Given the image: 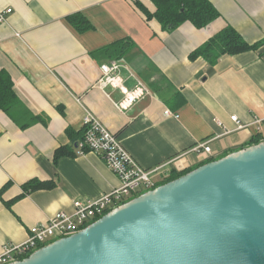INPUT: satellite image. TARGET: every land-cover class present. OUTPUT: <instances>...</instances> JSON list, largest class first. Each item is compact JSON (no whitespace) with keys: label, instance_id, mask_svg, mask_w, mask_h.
<instances>
[{"label":"crops","instance_id":"obj_1","mask_svg":"<svg viewBox=\"0 0 264 264\" xmlns=\"http://www.w3.org/2000/svg\"><path fill=\"white\" fill-rule=\"evenodd\" d=\"M138 1L154 11L150 0ZM209 1L219 13L210 24L196 28L185 22L167 31L132 0H0V11L11 9L0 22V70L38 118L21 127L0 110V188L8 183L0 195V253L5 245L25 241L30 227L56 212L72 213L73 201L99 199L119 187L98 154L76 153L86 113L117 138L138 167L163 166L154 185L172 170L185 173L252 145L258 134L264 141V0ZM75 13L91 29L77 32L66 20ZM227 26L259 46L223 55L213 65L190 58ZM120 40L133 46L119 60L96 54ZM111 61L125 64L119 75L128 89L136 84L133 73L149 94L118 108V88L95 86L100 65ZM233 115L243 127L237 128ZM199 142H207L210 153L192 151ZM72 146L75 153L54 159L58 148ZM31 179L55 185L8 206Z\"/></svg>","mask_w":264,"mask_h":264},{"label":"water","instance_id":"obj_2","mask_svg":"<svg viewBox=\"0 0 264 264\" xmlns=\"http://www.w3.org/2000/svg\"><path fill=\"white\" fill-rule=\"evenodd\" d=\"M7 264H264V141L149 189Z\"/></svg>","mask_w":264,"mask_h":264},{"label":"built area","instance_id":"obj_3","mask_svg":"<svg viewBox=\"0 0 264 264\" xmlns=\"http://www.w3.org/2000/svg\"><path fill=\"white\" fill-rule=\"evenodd\" d=\"M10 11L11 9L0 11V22L5 20V14ZM120 68L126 67L125 64L118 61L101 64V74L95 86L100 89L106 86L118 88L122 94V99L117 106L120 109H125L144 95L149 94V91L133 73L130 75L135 79L136 84L133 88L128 89L119 75ZM164 114L170 115L171 113L165 109ZM230 118L236 121L237 128L243 127L238 123L236 116L233 115ZM82 125L85 130L83 139L76 145V153L83 154L87 149V151L98 154L107 167L119 178V187L112 189L99 199L75 200L73 201L72 213L58 211L44 224L30 227L25 241L3 247L0 253V264L20 260L19 257L29 255L50 241L76 233L96 216L102 215L104 211L122 204L138 192L151 188L154 185L155 176L162 173L163 166L148 170L138 167L117 138L105 129L92 114L86 113L84 115ZM192 151L210 153V147L207 142H199L193 146ZM165 176L167 177L168 174L165 173Z\"/></svg>","mask_w":264,"mask_h":264},{"label":"trees","instance_id":"obj_4","mask_svg":"<svg viewBox=\"0 0 264 264\" xmlns=\"http://www.w3.org/2000/svg\"><path fill=\"white\" fill-rule=\"evenodd\" d=\"M132 1L136 7L145 14L146 18H155L161 27L167 31L173 30L185 22L191 23L196 28H202L210 24L219 16L217 9L209 0H150L154 6V11L152 13L149 12L138 0ZM66 20L77 32H83L91 29L90 23L80 13L69 15ZM259 44L260 43L258 42L249 44L234 28L227 26L209 37L201 46L192 51L190 58L193 59L196 57H202L208 62V64L213 65L223 55H234L251 49H256ZM132 46V41L120 40L99 49L96 54H103L107 58L119 60V58H121L126 52L131 50ZM0 110L6 113L21 127L29 126L38 120V118L28 111L19 101L13 89V82L8 73L4 70H0ZM84 130L85 129L83 127L78 141L83 139ZM259 138L260 135L258 134L256 138L253 139L252 144L259 143ZM76 141L77 140L74 142ZM78 141L76 142V145L78 144ZM85 150V152H88L87 149ZM73 153H75L73 151V146L72 148L60 147L56 150L54 159H57L62 155H71ZM185 173L175 172L172 170V173L168 175L166 179L159 184L156 183L150 189L169 182ZM54 185V180L41 181L39 179H31L24 183L22 193L8 201L6 204L10 206L13 201L21 198L26 193L41 188H53ZM7 186L8 183L0 188V195L4 192ZM145 191L138 192L131 198H134ZM109 210L110 209L104 211L102 215L107 213ZM102 215L96 216L91 222L97 220ZM27 256V254L23 255L19 257V259H23Z\"/></svg>","mask_w":264,"mask_h":264}]
</instances>
